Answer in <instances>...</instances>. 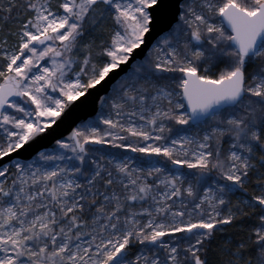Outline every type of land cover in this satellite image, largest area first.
I'll return each mask as SVG.
<instances>
[{"label":"snow or ice","instance_id":"6c2138e0","mask_svg":"<svg viewBox=\"0 0 264 264\" xmlns=\"http://www.w3.org/2000/svg\"><path fill=\"white\" fill-rule=\"evenodd\" d=\"M0 264H264V0H0Z\"/></svg>","mask_w":264,"mask_h":264},{"label":"water","instance_id":"95a60500","mask_svg":"<svg viewBox=\"0 0 264 264\" xmlns=\"http://www.w3.org/2000/svg\"><path fill=\"white\" fill-rule=\"evenodd\" d=\"M135 61H133L134 63ZM121 75H123V73H121ZM109 90H110V86H109ZM101 95L104 94L103 90H101L100 92ZM99 110V104L98 102H96L95 105H93L91 98L89 99V102L87 104L86 107H82L80 109L75 110L73 113H71L68 118L65 121V124H63L61 126L60 129H58V132H62L65 136L68 134L67 131H65L66 128H68V126L71 124V126H75L74 123H72L73 121H75V123H80L81 120H87L88 118H92L95 115V111ZM51 145H44L43 147H50ZM43 147H41L39 150H43Z\"/></svg>","mask_w":264,"mask_h":264},{"label":"rangeland","instance_id":"374dc122","mask_svg":"<svg viewBox=\"0 0 264 264\" xmlns=\"http://www.w3.org/2000/svg\"><path fill=\"white\" fill-rule=\"evenodd\" d=\"M135 63V62H134ZM88 119H90V118H88ZM87 119V120H88ZM106 151H114V150H112V149H105ZM129 155H132L131 153H129Z\"/></svg>","mask_w":264,"mask_h":264}]
</instances>
